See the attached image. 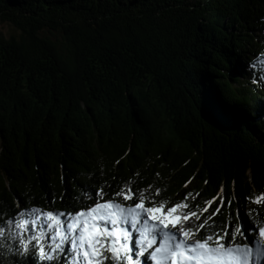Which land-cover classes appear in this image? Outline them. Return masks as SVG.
I'll return each instance as SVG.
<instances>
[{
  "label": "trees",
  "instance_id": "16d2710c",
  "mask_svg": "<svg viewBox=\"0 0 264 264\" xmlns=\"http://www.w3.org/2000/svg\"><path fill=\"white\" fill-rule=\"evenodd\" d=\"M262 66L264 0H0V228L21 208L79 210L129 185L199 193L187 202L200 209L223 186L231 206L213 221L239 211L252 227Z\"/></svg>",
  "mask_w": 264,
  "mask_h": 264
},
{
  "label": "snow or ice",
  "instance_id": "6c2138e0",
  "mask_svg": "<svg viewBox=\"0 0 264 264\" xmlns=\"http://www.w3.org/2000/svg\"><path fill=\"white\" fill-rule=\"evenodd\" d=\"M160 193L156 189L155 197ZM223 193L222 186L200 209L198 203L187 202L197 200L199 193L167 201L130 185L115 192L101 187L90 197L94 203L79 210L32 207L14 212L0 228V249L31 256L36 264H264V192L245 197L257 205L245 213L255 220L252 227H245L239 211L237 223L221 226L213 221L223 207L231 206ZM214 203L215 210L204 217Z\"/></svg>",
  "mask_w": 264,
  "mask_h": 264
},
{
  "label": "rangeland",
  "instance_id": "374dc122",
  "mask_svg": "<svg viewBox=\"0 0 264 264\" xmlns=\"http://www.w3.org/2000/svg\"><path fill=\"white\" fill-rule=\"evenodd\" d=\"M6 29V28H5ZM196 222L195 221H193V225L195 224ZM246 227V226H245Z\"/></svg>",
  "mask_w": 264,
  "mask_h": 264
}]
</instances>
